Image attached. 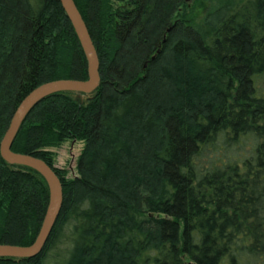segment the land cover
<instances>
[{
	"label": "trees",
	"instance_id": "obj_1",
	"mask_svg": "<svg viewBox=\"0 0 264 264\" xmlns=\"http://www.w3.org/2000/svg\"><path fill=\"white\" fill-rule=\"evenodd\" d=\"M211 1L195 22L186 0H73L99 83L22 121L10 149L62 203L36 256L0 264H264V0ZM87 78L59 0H0V142L32 89ZM67 141L73 176L53 165ZM48 197L0 153V244L32 243Z\"/></svg>",
	"mask_w": 264,
	"mask_h": 264
},
{
	"label": "water",
	"instance_id": "obj_2",
	"mask_svg": "<svg viewBox=\"0 0 264 264\" xmlns=\"http://www.w3.org/2000/svg\"><path fill=\"white\" fill-rule=\"evenodd\" d=\"M59 2L86 56L88 78L85 80L59 79L42 83L25 95L14 111L9 126L0 142L1 156L11 164L27 166L37 171L47 184L49 197L40 229L34 241L26 246L0 244V257L32 258L36 256L42 250L48 238L62 203L61 185L52 169L34 156L16 153L10 149L22 121L40 100L50 94L62 91L88 93L94 90L99 83L98 57L85 23L73 0H59Z\"/></svg>",
	"mask_w": 264,
	"mask_h": 264
},
{
	"label": "rangeland",
	"instance_id": "obj_3",
	"mask_svg": "<svg viewBox=\"0 0 264 264\" xmlns=\"http://www.w3.org/2000/svg\"><path fill=\"white\" fill-rule=\"evenodd\" d=\"M188 4V10L191 8V16L193 20L199 21L202 19L209 10L212 9L211 0H201L194 5L193 0H186ZM82 147V142L67 141L58 148H53L54 152V166L56 168L64 169L67 176H73L75 174V166L77 156ZM66 246L61 245V248Z\"/></svg>",
	"mask_w": 264,
	"mask_h": 264
}]
</instances>
